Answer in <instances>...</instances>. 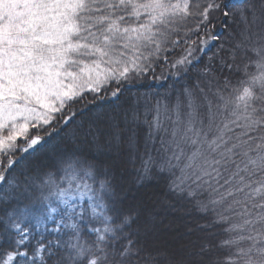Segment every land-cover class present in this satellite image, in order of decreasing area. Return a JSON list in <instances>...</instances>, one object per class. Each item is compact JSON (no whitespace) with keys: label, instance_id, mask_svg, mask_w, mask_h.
<instances>
[{"label":"snow or ice","instance_id":"6c2138e0","mask_svg":"<svg viewBox=\"0 0 264 264\" xmlns=\"http://www.w3.org/2000/svg\"><path fill=\"white\" fill-rule=\"evenodd\" d=\"M0 264H264V0H0Z\"/></svg>","mask_w":264,"mask_h":264},{"label":"trees","instance_id":"16d2710c","mask_svg":"<svg viewBox=\"0 0 264 264\" xmlns=\"http://www.w3.org/2000/svg\"><path fill=\"white\" fill-rule=\"evenodd\" d=\"M223 18L215 22V28L213 29L218 35L221 36V41L223 42L228 33L231 31L223 22ZM216 52V48L211 47L207 55L203 57V62L207 63V56H212ZM161 69L157 70V76H159ZM191 76L195 75V72L190 73ZM190 82L186 79H181L179 82L173 84L172 80L161 81L153 80L151 77L148 78L146 84H137L132 86L131 91L124 94L121 101L115 102L116 104H121L129 97L135 98L137 96L143 98L148 96L149 98L154 96H164L169 91L179 90L183 87L185 83ZM167 84L165 87L164 84ZM97 103L103 104L105 108H111L114 106L113 99L109 95L106 99L97 101ZM104 159V157H100ZM135 170L131 167H124L116 171V183L124 190L126 196L125 206L127 207L132 203H141L146 205L149 209L155 208L163 216H166L168 220L175 218L189 219L192 224L203 222L200 214L196 209L189 203L185 201H175L168 193L165 188V180L160 177H155L149 181H146L142 185H137L136 183ZM175 204L178 211L173 212L170 209V205ZM190 214V216H189Z\"/></svg>","mask_w":264,"mask_h":264}]
</instances>
